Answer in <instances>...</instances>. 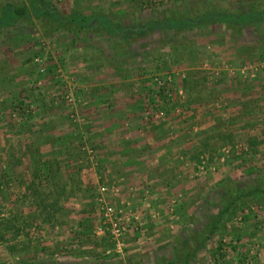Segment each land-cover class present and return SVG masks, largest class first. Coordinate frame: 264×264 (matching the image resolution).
I'll return each instance as SVG.
<instances>
[{
    "label": "rangeland",
    "instance_id": "1",
    "mask_svg": "<svg viewBox=\"0 0 264 264\" xmlns=\"http://www.w3.org/2000/svg\"><path fill=\"white\" fill-rule=\"evenodd\" d=\"M45 1L60 17L102 15L119 27L264 9V0ZM6 3L27 0H0V8ZM259 65L264 24L155 28L120 37L95 21L78 29L42 14L0 29V167L10 161L18 172L17 179L5 178V165L0 172V264H264ZM251 66L256 71L245 72ZM104 68L127 74L126 93L143 103L136 130L147 129L159 147L143 164L106 160L86 128V73L98 78ZM157 81L161 97L154 94ZM142 83L152 86L151 100L143 99ZM50 108L62 116L55 126L64 157L76 163L46 162L33 173L41 157L32 150L27 176L22 155H5L6 134L18 136L22 122L25 129L28 122L43 128ZM222 133L231 134L234 147ZM251 137L259 141L253 147ZM102 203L128 224L119 253L106 232L95 234Z\"/></svg>",
    "mask_w": 264,
    "mask_h": 264
},
{
    "label": "crops",
    "instance_id": "2",
    "mask_svg": "<svg viewBox=\"0 0 264 264\" xmlns=\"http://www.w3.org/2000/svg\"><path fill=\"white\" fill-rule=\"evenodd\" d=\"M76 49L80 50L79 47ZM89 73L87 71V76L85 74L88 82L84 86L82 108L86 114V128L88 127V131L93 134L91 140L96 141L98 146L104 147L106 151L104 156L108 161V158L111 160L119 158L116 160L121 163L143 164L147 162L145 157L155 156L159 147L154 140L149 139L147 129L141 127V129L136 130L137 127H140L138 126L141 122H139V114L143 103L139 102L140 99L136 101L131 97L132 95L127 94L128 75L118 77L109 68L108 70L107 68L102 69L98 78L97 76L92 78ZM151 87L150 84L142 83L139 88L141 95L145 96L143 99L147 101L151 100L152 97ZM45 112L48 114L45 119L48 124L43 128L42 124L28 122L27 129H25L24 122H22L20 125L22 129L21 132L17 133L18 136L14 137L12 132L6 134L9 139L6 140L5 155L10 157V152L15 153V151L22 155L24 162H20L21 170L24 169L27 176L30 171L29 157L32 150H37L41 157L38 164L46 162L51 165H59L60 162L76 163L75 159L64 157L65 145L61 143L62 137L58 135L59 128L55 126L62 117L60 112L57 108H50ZM39 119H41L40 116ZM136 138H139L137 143L134 142ZM16 144L17 146H15ZM183 145L184 143L179 142L178 146ZM146 147L151 149L150 154L148 151L145 152ZM0 155L2 156V152ZM4 165L5 169H8L5 178L17 179L18 172H14V169L9 167L10 161L1 163L3 167H0V172L3 173Z\"/></svg>",
    "mask_w": 264,
    "mask_h": 264
},
{
    "label": "trees",
    "instance_id": "3",
    "mask_svg": "<svg viewBox=\"0 0 264 264\" xmlns=\"http://www.w3.org/2000/svg\"><path fill=\"white\" fill-rule=\"evenodd\" d=\"M42 14H44L50 21H54L55 23H57V25L59 26H64L65 24H68V25H74L78 29L85 28L90 22L95 21L112 36H120V37H127L129 34H133V33L139 34L146 30H153L155 28L180 30L189 27H196L200 25H209V24H221V25L223 24L230 27L231 26L245 27L250 24H264V9H261V10H247L237 13H233L229 11L204 12L194 17H179L175 19L165 18L157 21L148 20L144 23L133 25L132 27L129 26L119 27L114 25L106 16H102V15L84 16L77 12H72L69 15L60 17L55 13L53 9H51V7L48 5V3L45 0H27L26 4L6 3L0 8V29L10 27L19 18L24 20H29L32 17L37 18ZM162 93H163L162 88H157V90L154 91V94L157 97H161ZM222 134L224 136L226 133H222ZM229 135L231 136V134H226L225 138L228 137L227 138L228 140L226 142L231 143L230 141L231 138ZM258 142L259 141H256L255 137H251L250 139L247 140L248 146L251 147H253ZM232 147H234V145ZM227 152H229V150L226 147L225 153ZM42 164H38V167H36V169L33 170V173H36L37 170L41 171L43 169L42 166H45L44 164L43 165ZM255 189H257V187H250V191H255ZM229 202L222 209V212H225L227 208L231 205ZM219 213H221V211ZM214 224H215L214 222L211 223L212 226ZM83 229L84 227H80V231H79L80 233L78 234H81Z\"/></svg>",
    "mask_w": 264,
    "mask_h": 264
},
{
    "label": "built area",
    "instance_id": "4",
    "mask_svg": "<svg viewBox=\"0 0 264 264\" xmlns=\"http://www.w3.org/2000/svg\"><path fill=\"white\" fill-rule=\"evenodd\" d=\"M245 68V72H255L256 71V66H251L250 68L246 69ZM260 69H264L263 66L259 65ZM157 87H161L162 84L160 83V81L156 82ZM99 193L104 192L105 188L104 187H99L98 189ZM101 208V217H102V222L100 225H98L97 227H95V234L99 235V234H104L105 232L109 235V237L111 238V240H113L114 243V252L119 253L120 252V242H119V238L123 235V233L126 231V228H128V224L126 223V221H121L122 217H117V213L116 211H114L113 207L109 204H105L102 203V205L100 206ZM109 251H105V254H108Z\"/></svg>",
    "mask_w": 264,
    "mask_h": 264
}]
</instances>
